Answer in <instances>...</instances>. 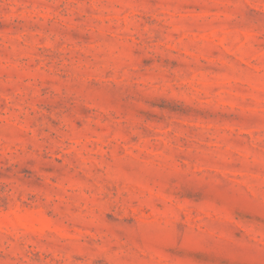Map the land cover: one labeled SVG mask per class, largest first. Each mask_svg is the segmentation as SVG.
I'll return each instance as SVG.
<instances>
[{"label":"rangeland","instance_id":"1","mask_svg":"<svg viewBox=\"0 0 264 264\" xmlns=\"http://www.w3.org/2000/svg\"><path fill=\"white\" fill-rule=\"evenodd\" d=\"M0 264H264V0H0Z\"/></svg>","mask_w":264,"mask_h":264}]
</instances>
